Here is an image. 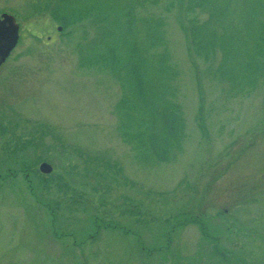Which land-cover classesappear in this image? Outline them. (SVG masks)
I'll return each instance as SVG.
<instances>
[{
    "label": "rangeland",
    "instance_id": "obj_1",
    "mask_svg": "<svg viewBox=\"0 0 264 264\" xmlns=\"http://www.w3.org/2000/svg\"><path fill=\"white\" fill-rule=\"evenodd\" d=\"M250 7L264 35V0H0L20 23L0 67V264H264V73L232 84L225 50L199 55L191 30L245 38ZM133 46L154 73L166 56V150L102 59Z\"/></svg>",
    "mask_w": 264,
    "mask_h": 264
},
{
    "label": "trees",
    "instance_id": "obj_2",
    "mask_svg": "<svg viewBox=\"0 0 264 264\" xmlns=\"http://www.w3.org/2000/svg\"><path fill=\"white\" fill-rule=\"evenodd\" d=\"M251 14L253 16V10H251L250 7L244 17V20L246 19V25L243 27H246L247 30V36L245 38L240 35L241 32L237 27L234 28L237 29L238 33L235 32L233 27H231L232 30L231 28L229 30L228 28H225V32L219 35L215 29L210 27L211 21L191 26L192 41L196 47V52L208 59L210 53L215 50L216 46H220L225 50V52H223V58L218 66L223 69L222 76L228 77L229 79L231 78L232 84L240 83L241 86L245 85L244 82L255 85L257 78L264 73V35H258L255 31V22L254 19H252ZM62 17L60 23L66 28L77 22L70 21V19L64 15H62ZM83 17L84 14L79 16L81 19H83ZM262 29L264 30V26ZM240 41H242L247 48L246 54H241V59L240 53L242 50L237 47V44ZM251 42H253V45H251ZM133 47L129 49L127 48L129 51V60L125 63H121L119 60V54L112 47H110V53L108 52L109 56H102V59L103 62L106 60L105 63L107 64L105 65L110 68L112 67L113 69H118L117 67L122 64L123 73L121 80L123 81V87L127 88L128 93H126V97L121 98V101L118 102L117 105L128 108L130 100L131 105L138 109V112L141 113L143 117L146 112V116L148 117V138L152 140V136H154V138L156 137L158 140L161 139L164 146L162 144L160 146L166 150L172 145V139L179 131V111L177 107L171 102H167L165 105L161 103L162 100L165 99V92L168 88V86L164 84V79L168 78V72L164 76H160L159 67L163 69V66H165V64L162 63L163 60L160 59L165 58L166 56L164 54L158 55L157 60L159 61L155 66L157 68L154 73L152 71L154 65L151 66V69L149 63L147 65V59H145L144 55L140 53L136 47ZM234 68L238 70H236L238 73L237 75L234 74ZM118 70L120 71V69ZM239 75H248V80H242ZM149 87L150 89L154 87V98L148 97ZM129 115L130 114L128 113V116ZM151 146L154 151L159 154V152L156 151L158 150L156 147V141H153ZM21 168L26 172L25 177L29 178L30 165L24 164ZM43 175V177L46 178H43L44 180H42V182L46 185V182H48V174ZM34 188L33 185V190ZM201 227L204 229V226Z\"/></svg>",
    "mask_w": 264,
    "mask_h": 264
},
{
    "label": "water",
    "instance_id": "obj_3",
    "mask_svg": "<svg viewBox=\"0 0 264 264\" xmlns=\"http://www.w3.org/2000/svg\"><path fill=\"white\" fill-rule=\"evenodd\" d=\"M19 24L14 15L4 12L0 17V65L6 61L11 51L19 40ZM40 170L44 173L53 171V165L47 161L40 164Z\"/></svg>",
    "mask_w": 264,
    "mask_h": 264
}]
</instances>
